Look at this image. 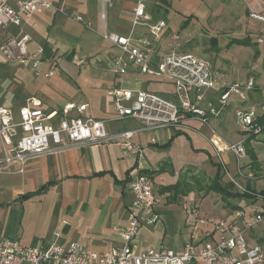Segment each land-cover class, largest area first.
<instances>
[{
    "label": "built area",
    "instance_id": "built-area-1",
    "mask_svg": "<svg viewBox=\"0 0 264 264\" xmlns=\"http://www.w3.org/2000/svg\"><path fill=\"white\" fill-rule=\"evenodd\" d=\"M242 1L247 4L248 17L264 24V0ZM151 2L153 4V0H132L130 27L127 33H121L108 29L105 10L106 4L110 6L111 3L101 0L104 31L100 36L118 51L108 62L113 75H140L148 84L154 82L151 78H158L170 83L172 90L121 85L107 89L114 119H131L138 123L136 128L114 133L106 131L105 120L86 113L87 103L67 101L61 109L46 110L38 98L31 96L18 107L17 113L0 106V177L22 174L30 160L80 144H117L140 161L142 147L133 142L136 133L157 132L164 128L188 131L193 121L209 127L212 133L208 140L215 156L220 160L221 154L231 153L242 175L239 158L247 155L243 142L225 140L212 130L210 120L219 117L230 103V97L235 96L233 120L242 133H249L258 115L257 107L247 104L257 90L254 80L250 77L226 83L201 56L165 49L160 41L166 33L167 22L153 14ZM50 9L52 5L48 0H0V29L7 31L12 26L18 30V35L8 45H0L2 57L26 63L35 75L39 74V64L49 59L43 45L28 48L31 37L22 27L28 17ZM178 40V34L171 33L167 46L175 47ZM257 42L262 43V38ZM52 74L53 70L46 73L47 76ZM258 90L264 106V86ZM235 184L238 189H244ZM128 189L132 199L127 223L119 229L124 242L121 247L97 252L73 241L60 243L59 231L53 232L52 241L34 247L18 239L2 237L0 264H264V207L258 204L250 214L238 208L216 216L203 212L193 201H184L181 210L189 239L181 249L175 251L159 245L137 251L141 230L161 220L157 209L159 198L151 175L141 170L130 178ZM255 196L256 200L264 199L260 193Z\"/></svg>",
    "mask_w": 264,
    "mask_h": 264
},
{
    "label": "rangeland",
    "instance_id": "rangeland-1",
    "mask_svg": "<svg viewBox=\"0 0 264 264\" xmlns=\"http://www.w3.org/2000/svg\"><path fill=\"white\" fill-rule=\"evenodd\" d=\"M48 1L52 9L42 15L30 16L28 18L30 23L24 24L22 28L31 37L29 49L35 48L37 44H47L53 51V55L46 56L49 60L44 64H48V68L41 62L39 74L35 75L28 64L7 60L0 54V106L17 109L29 94L37 93V91L45 92V87L50 89L56 103L62 104L69 99H74L73 95L79 91L84 93L87 90H101L102 83L111 76L108 62L111 55L118 51L99 35L104 30L101 25V0ZM112 1L108 0L110 3ZM246 6V2L242 0H154L152 10L167 22L166 33L160 41L165 49L192 52L201 56L208 60L226 83L251 77L257 90L247 104L261 107L258 88L264 86V24L250 19ZM105 22L108 28L112 27L111 24H115L112 28L121 33H127L130 27V19L114 16L113 9L108 4H106ZM11 27L8 28L9 32L0 29V45H8L12 38L18 35V33H10ZM173 32L178 34L179 40L175 47H168L167 43L170 42V35ZM259 38H262V43L257 42ZM231 40H246L249 44H239ZM47 70H53V74L45 76L44 73ZM81 74L87 78L88 86L94 89L85 86L78 88V79ZM137 77L142 78L144 82L146 80L140 75ZM122 78L129 79V87L136 85L134 74H127ZM151 80L154 81L148 86L151 90H172L170 83H165L158 78H151ZM236 100L235 96H231L230 103L222 113L224 115L229 112V118L232 119L229 120L230 123L226 121L229 124L227 130L231 132L229 139L243 142L247 136L255 134L249 144L255 151L260 166L259 169L253 170L248 155L240 157L239 166L243 172L242 176L237 171V161L233 155L230 157L229 164H223L224 167L220 165L221 162L219 163L220 185L226 186L231 193L236 192L237 196L227 192L217 193L206 188L216 173L217 166L212 162L216 164L217 158L215 156L209 158L206 151L195 147L196 141H193L190 136L195 134L190 129H188L190 135H177L169 145L156 147L153 155L149 148L144 150L145 156L151 159L168 155L172 168L166 161L159 166L162 165L166 170L170 168L173 170L165 172L160 181L169 182L175 176L177 178L179 175L186 176L187 180L193 183L189 192L193 195L182 200H192L202 211L216 216H222L233 210L232 205H238V208L244 209L247 214L252 213L257 204L259 207H264L262 206L264 199L256 200L257 196L254 194L264 189V125L257 123L249 133H242L232 118ZM212 130L217 131L214 126ZM157 136H155L156 139ZM206 146L212 151L209 141ZM141 147L143 151L144 147ZM121 150L124 156H134L122 147ZM235 182L242 185L244 189H238ZM156 183H159V180ZM245 192L247 193L244 195ZM0 202L6 203L0 206V235L9 237H13L16 233H23V237L36 235L38 231L29 230L28 226L32 228L35 221L40 220L38 216L34 213L26 214L25 210L22 217L23 211L15 205L7 189H0ZM157 208L165 211L164 223L161 217L153 235L160 237L165 228L164 243L176 250L182 242L188 241V238L184 236L172 234L174 224L180 217L181 203L177 202L173 207L158 204ZM21 217L22 222H20ZM31 221L32 224H28ZM75 225L82 231L72 237L73 242L87 244L95 251H104L121 244L115 235L118 232L111 231L110 234L114 236L102 238L95 234V230L87 222L76 221ZM257 233L260 234L261 231ZM147 238L146 234H141L137 238L138 244L147 242Z\"/></svg>",
    "mask_w": 264,
    "mask_h": 264
},
{
    "label": "crops",
    "instance_id": "crops-1",
    "mask_svg": "<svg viewBox=\"0 0 264 264\" xmlns=\"http://www.w3.org/2000/svg\"><path fill=\"white\" fill-rule=\"evenodd\" d=\"M110 7L113 9L114 16L117 15L118 17L130 19L132 0H113ZM152 7L153 4L151 5V8ZM153 14L158 16V13L156 14L153 12ZM28 18L24 24L30 23ZM110 26L115 27V24H111ZM112 27L108 29L116 31ZM11 28L12 31H10V33H18L17 28ZM7 31L9 32L8 29ZM103 31H101L99 35ZM42 63L46 64L47 61H43ZM42 63H40L39 66ZM48 71L49 70L45 71V76H47L46 73ZM109 75H111L110 78L108 77V79L102 83L101 90L86 89L87 91L84 93L79 91L73 95L74 99H69L67 101L87 103L88 107L86 113L92 117L105 120L104 126L108 133H114L122 129L138 127V123L134 120L114 119L111 98L107 94V89L118 85L129 87L128 84L130 82L129 79H123V76L116 77L110 71ZM78 80V84H76L79 86V89H81V86L94 89L88 86V80L84 74H81V77ZM134 82L136 85L132 86L133 88H149V84L146 81L144 82L142 78L138 79L136 75H134ZM44 90L46 91H37V93L31 95L29 94L28 97L34 96L38 98L41 101L43 108L46 110L61 109L63 104L67 102L65 101L62 104L56 103V101L53 99V94L50 89H46L45 87ZM260 98L261 107H257L255 105L257 107L258 115L264 113L261 95ZM23 104L24 103L21 105ZM10 109L14 113H17L18 108ZM260 109L261 111L259 112ZM229 116V112L224 115L221 114L219 117L212 118L210 120V124H212V126L217 129V131L214 132H218L217 134H219L225 140L238 142V140L233 141L229 139L231 137V132L227 130V126H229V124L226 122L227 120H232L229 118ZM190 125L192 127L190 130L194 132V136L188 134V131L186 130H181L179 132L190 135L193 138V141H196L195 147L205 150L211 157L214 158L215 154L212 152L213 148L211 151L206 146L209 141L208 138L212 133L209 127L204 126L196 121H193L190 123ZM175 132L176 131L173 129L164 128L157 132L147 131L136 133L133 136V142L144 147L140 161H138V158L135 154H133L134 156L122 155L121 146L117 144H80L55 154H43L30 160L22 174L1 176L0 189H7L10 192L11 198L15 205H17V207L23 211L21 214L22 217L26 210V214L34 213L35 216H38L40 220L38 222L35 221L32 228L27 225L29 230L38 231L34 237H23V233H16L13 237L0 235V238L3 237L18 239L22 244L34 247L41 243L52 241L54 239L53 232L59 231L60 235L58 241L60 243H66L70 242L72 237L78 234L79 231H82V229L77 228L75 225L76 221H82L87 222L92 227V229L95 230V234L102 238L114 236L110 234L111 231L118 232L115 235L120 240L121 244L112 246L110 248L121 247L124 242L120 235L119 229L123 228L127 223L128 207L132 199V195L128 189L129 180L138 170L154 171L157 170L159 165L165 161L169 163L172 168L168 155L166 157L160 158L152 157L151 159L147 155L145 156L144 150L149 148L148 150L151 152V155H153V152L155 149H157L156 147L168 142L170 138L174 136ZM156 135H158L157 139L155 138ZM151 138L154 140L152 141ZM175 139L176 136L171 139L170 143ZM231 156L232 154L229 152L221 154L220 160L215 156L217 158L216 164L218 166L220 162L221 166L225 163L229 164ZM209 165L211 166V164ZM171 168L168 170L164 169L160 173L150 174L153 180L155 192L159 198L158 204H161L164 207H173V205L177 202L183 203L184 201H188L182 199H185L189 196L192 197L193 195V193H189L187 196H179L175 201H170L168 193H159V186L171 184L177 180V177L175 176L172 181H160L165 172H172L173 169ZM157 180H159V183H156ZM4 204L6 203L0 202V206H3ZM159 212L162 217V222L164 223L163 216L165 215V211L159 210ZM22 217L20 222H22ZM183 219L184 214L180 210V217L179 220L174 224L172 234L176 236H184L186 239H189L187 230L183 225ZM28 224L31 225L32 221ZM156 226L157 224L152 227L143 228L141 230L139 236L144 233L148 236V240L144 243L139 242V244L137 242V251H142L147 247H156L159 245H164L173 249L172 246L164 243L166 234L165 228L162 230L160 237L153 235V231L157 228ZM183 244L184 243L182 242L175 251H179ZM83 245L90 248V246L87 244Z\"/></svg>",
    "mask_w": 264,
    "mask_h": 264
},
{
    "label": "trees",
    "instance_id": "trees-1",
    "mask_svg": "<svg viewBox=\"0 0 264 264\" xmlns=\"http://www.w3.org/2000/svg\"><path fill=\"white\" fill-rule=\"evenodd\" d=\"M152 8H151V10H152ZM154 12H156V11H154ZM233 41H236L237 43L244 44V45L249 44L246 40H243V41H240V40H231V42H233ZM43 48H44V51H45V55L46 56L53 55V51L48 47L47 44H43ZM70 56H71V53H70ZM255 123L256 124L258 123L259 125L260 124L261 125H264V113H262L261 115H257L256 120H255ZM260 129L262 130L263 128H260ZM179 134H182V132L176 131L174 133V136H177ZM254 135L255 134H250L249 136H247L243 140V144H244L246 153H247L248 157L250 158V161H251L250 162L251 163L250 165H251V167L253 168V170H257L260 167L259 166V163H258V159H257V156H256L255 151L252 149V147L249 144L250 141L254 138ZM174 136H172L168 142H166L165 144H162L160 146H167V145H169L171 139ZM203 151H205V150H203ZM208 156H209V158H211V156L209 154H208ZM212 164H214L215 166H217L216 167V173L214 175V178L212 179V182L209 183V184H207L206 185V188L208 190H212L214 192L221 193V194L222 193H226V192L227 193H231V192H229L226 189V186L220 185V183L218 181V178L221 175L220 174V167L217 164H215L214 162H212ZM163 170H164V168L161 165V166H159L157 168V170H154V171L141 170V172L148 173L150 175L152 173H160ZM192 184H193L192 182H189L187 180L186 176L179 175V177L177 178V180L174 183L167 184V185H163V186H159L158 187V190H159V193H165V192L168 193L169 194V196H168L169 197V200L170 201H175L177 199V197L187 195L191 191V189H192ZM229 185H231V183ZM246 193L247 192H245L243 194L245 195ZM259 193L262 194V195H264V189L261 190ZM231 195L232 196H237L238 194L235 192V193H231ZM232 207H233V209H238V205H232Z\"/></svg>",
    "mask_w": 264,
    "mask_h": 264
}]
</instances>
